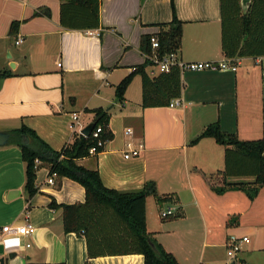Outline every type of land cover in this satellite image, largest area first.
Instances as JSON below:
<instances>
[{"label": "crops", "instance_id": "1", "mask_svg": "<svg viewBox=\"0 0 264 264\" xmlns=\"http://www.w3.org/2000/svg\"><path fill=\"white\" fill-rule=\"evenodd\" d=\"M98 5V27L84 29L61 23L59 0H0V73L11 74L0 79V132L10 134L23 125L58 152L92 123L89 110L105 109L113 139L101 153L76 164L97 170L108 189L132 192L153 185L155 194L145 199L146 232L152 240L178 264H226L229 237H247L250 242L238 258L264 264V186L253 200L240 191L211 190L206 179L223 171L224 147L199 138L215 122L240 141L262 138L264 56L224 57L220 0H173V5L171 0H98ZM172 6L182 23L179 60H229L236 70L180 73L179 105L155 108H142L141 78L135 75L123 103H117L115 87L146 61L141 39L173 19ZM64 18L80 26L89 22L78 8L66 11ZM13 22H19L15 36L9 34ZM18 38L22 42L16 45ZM146 73L153 77L162 72L147 67ZM74 115L76 130L71 128ZM138 143L139 155L125 159L126 145ZM49 177L48 167L40 164L37 193L29 198L19 148L0 146V227L35 229L30 236L0 239V258L15 255L6 264H85L88 259L84 237L64 233L62 209L50 206L53 200L57 205L84 203V189L58 176L49 184ZM163 204L172 215L161 217ZM96 215L88 230L91 238L104 247L118 244L127 232L123 224L110 209L100 207ZM179 222L181 228H174ZM108 230L114 234L106 237ZM89 263L143 264L144 257L106 253Z\"/></svg>", "mask_w": 264, "mask_h": 264}, {"label": "trees", "instance_id": "2", "mask_svg": "<svg viewBox=\"0 0 264 264\" xmlns=\"http://www.w3.org/2000/svg\"><path fill=\"white\" fill-rule=\"evenodd\" d=\"M61 3V23L65 27H83L93 29L98 27V0H59ZM173 5V0H171ZM78 8L84 10L89 21L84 26L66 22L64 13ZM173 10V19L169 23L158 25L159 31L153 35L158 38L160 55L178 53L181 46L182 23L177 20ZM221 10V49L225 58H247L264 56V0H250L246 14L242 13L240 0H220ZM82 17L84 15L82 14ZM19 22L10 25L9 34L15 36ZM151 36V35H150ZM141 39L140 49L144 54L150 53L149 38ZM152 64L147 60L134 69L132 73L123 78L115 87V99L122 104L124 93L132 78L139 75L141 78L142 108L169 107L170 103L180 98L181 78L177 68H172L168 73H159L149 76L146 68ZM11 76L9 72H1L0 79ZM93 114V132L101 128L98 138L84 137L74 133L71 142L67 143L60 151H54L36 133L21 126L10 132L9 145L19 148L21 159L25 165V191L29 198L37 193L35 187L36 169L45 165L49 174L67 178L78 183L85 192L84 203L72 205H57L53 200L52 208L62 209V226L64 233H74L84 237L87 248V261L109 253L111 255L141 254L143 264H178L174 256L166 252L161 245L152 240L146 232L145 199L148 195L155 194L153 185L142 190L120 192L106 188L97 170H88L76 164V160L89 157L90 150L95 149V155L104 150V145L113 139L109 127L110 115L107 110L98 108L89 110ZM263 136L253 141H240L234 134L221 130L218 122L208 125L199 138H211L216 144L224 147V169L215 178L208 177L207 184L211 190L218 194L226 191H240L249 200H253L259 189L264 186V100ZM102 146L98 147L97 142ZM39 163H35V161ZM232 177H253V182H230ZM110 209L114 216L123 224L126 233L118 238V244L105 243V247L95 243L91 238L89 228L93 226L98 208ZM118 226V223L115 224ZM114 231H107L105 236H111ZM106 251V252H105ZM44 264V263H26ZM63 264V263H58Z\"/></svg>", "mask_w": 264, "mask_h": 264}, {"label": "built area", "instance_id": "3", "mask_svg": "<svg viewBox=\"0 0 264 264\" xmlns=\"http://www.w3.org/2000/svg\"><path fill=\"white\" fill-rule=\"evenodd\" d=\"M22 40L18 38L15 42L16 45L20 44ZM149 45H150V53L144 54L145 60H147L149 63L152 64V68L157 69L159 72L162 73H168L172 68H177L180 73H183L185 71H191V72H198V71H207V70H217V71H232L234 72L236 70V67L233 66L229 60H224L220 62H213V61H206V62H183L179 60L177 53H170V54H163L160 55L158 53L159 50V41L158 38L155 35H151L149 38ZM58 66H60L58 64ZM179 105V102L177 100H174L170 103L169 107L177 106ZM78 120L77 116L72 117V125L71 128L73 130H76V121ZM75 124V125H74ZM80 130L78 129V132ZM101 132V128H97L94 132L92 131V137L98 138V134ZM131 129H126V134H131ZM97 146H102V142L98 141ZM127 150L124 153V158L128 159L130 157H136L139 155L142 144L138 143L136 146L133 145L131 147L130 144H127ZM91 154L95 153V149L92 148L90 150ZM35 163H39L37 160ZM56 176L55 174L50 175V177L47 179V182L49 184H52V177ZM172 210L168 209L165 212L161 213V217H167L172 215ZM34 228H27L23 225H5L0 227V239L3 238L5 235H20V236H30L34 233ZM250 240L247 237H235L230 236L227 243V262L226 264H229L231 260H235V264H245L242 262L241 259L238 258V255L241 251V248L243 245L248 244ZM30 245L27 244V247ZM206 264V263H203Z\"/></svg>", "mask_w": 264, "mask_h": 264}, {"label": "water", "instance_id": "4", "mask_svg": "<svg viewBox=\"0 0 264 264\" xmlns=\"http://www.w3.org/2000/svg\"><path fill=\"white\" fill-rule=\"evenodd\" d=\"M250 0H240V6L243 14H246L248 9V3ZM94 125L93 123L88 124L86 127H84L80 134L84 137H89L91 132L93 131ZM10 134L9 133H2L0 132V146H5L9 144ZM15 255L9 254L7 258H0V264H6L8 259H12ZM229 264H235L234 260H231Z\"/></svg>", "mask_w": 264, "mask_h": 264}, {"label": "rangeland", "instance_id": "5", "mask_svg": "<svg viewBox=\"0 0 264 264\" xmlns=\"http://www.w3.org/2000/svg\"><path fill=\"white\" fill-rule=\"evenodd\" d=\"M220 150H221V149H220ZM215 178H216V180H218L217 177H215ZM213 182H216V181L213 180ZM169 206H171V205H169ZM161 209L166 210V209H167V205L163 204V205L161 206ZM176 226H177V227H174V228L180 229V228H181L180 222L177 223ZM198 253H199V250H197L196 254L198 255ZM234 261H235V260H234Z\"/></svg>", "mask_w": 264, "mask_h": 264}, {"label": "bare ground", "instance_id": "6", "mask_svg": "<svg viewBox=\"0 0 264 264\" xmlns=\"http://www.w3.org/2000/svg\"><path fill=\"white\" fill-rule=\"evenodd\" d=\"M92 133V132H91Z\"/></svg>", "mask_w": 264, "mask_h": 264}]
</instances>
